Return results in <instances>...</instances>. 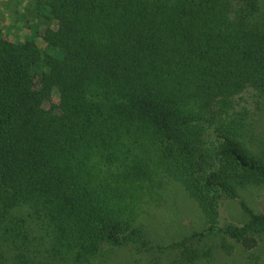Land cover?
Segmentation results:
<instances>
[{"label":"trees","instance_id":"obj_1","mask_svg":"<svg viewBox=\"0 0 264 264\" xmlns=\"http://www.w3.org/2000/svg\"><path fill=\"white\" fill-rule=\"evenodd\" d=\"M23 10V38L0 24V264H46L40 253L108 264L145 241V220L174 187L202 215L195 235L237 238L264 223L242 204L246 222L219 224L239 188L264 187L250 152L264 0H26Z\"/></svg>","mask_w":264,"mask_h":264},{"label":"rangeland","instance_id":"obj_2","mask_svg":"<svg viewBox=\"0 0 264 264\" xmlns=\"http://www.w3.org/2000/svg\"><path fill=\"white\" fill-rule=\"evenodd\" d=\"M25 4L26 0H0V24L11 40L21 38L25 31L20 21L30 22L23 10ZM19 14L23 18L16 21ZM252 108L250 152L264 163V100ZM242 204L256 213L264 212V187L239 188L237 198L224 202L219 224L246 222L249 213ZM201 231L203 218L196 203L179 187H174L162 205L152 208L145 220V241L138 248H116L108 264H264V223L237 238L223 233L195 235ZM3 254L12 259L13 252L7 250ZM38 258L46 264H72L47 259L43 253Z\"/></svg>","mask_w":264,"mask_h":264}]
</instances>
